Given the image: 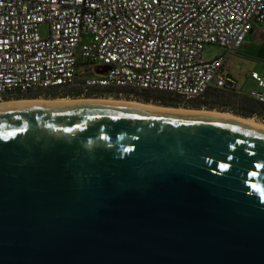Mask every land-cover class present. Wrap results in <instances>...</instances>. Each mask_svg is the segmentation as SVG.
<instances>
[{
    "label": "water",
    "instance_id": "water-1",
    "mask_svg": "<svg viewBox=\"0 0 264 264\" xmlns=\"http://www.w3.org/2000/svg\"><path fill=\"white\" fill-rule=\"evenodd\" d=\"M0 264H264V128L117 102L0 105Z\"/></svg>",
    "mask_w": 264,
    "mask_h": 264
},
{
    "label": "built area",
    "instance_id": "built-area-1",
    "mask_svg": "<svg viewBox=\"0 0 264 264\" xmlns=\"http://www.w3.org/2000/svg\"><path fill=\"white\" fill-rule=\"evenodd\" d=\"M263 24L264 0H0V103L53 89L243 95L227 66ZM211 45L224 54L205 60ZM251 80L264 103V73Z\"/></svg>",
    "mask_w": 264,
    "mask_h": 264
},
{
    "label": "trees",
    "instance_id": "trees-1",
    "mask_svg": "<svg viewBox=\"0 0 264 264\" xmlns=\"http://www.w3.org/2000/svg\"><path fill=\"white\" fill-rule=\"evenodd\" d=\"M44 97L47 99L59 98H115L127 101H137L147 104L171 108H185L196 110H210L230 113L247 119L256 118L264 122V103L253 100L247 96L238 95L230 90H211L198 99L184 101L181 97L168 92L159 91H139L129 88L117 89H98L92 90L86 94L82 91H64V90H46L36 92L17 93L9 96L7 99H38ZM6 99V100H7Z\"/></svg>",
    "mask_w": 264,
    "mask_h": 264
},
{
    "label": "rangeland",
    "instance_id": "rangeland-1",
    "mask_svg": "<svg viewBox=\"0 0 264 264\" xmlns=\"http://www.w3.org/2000/svg\"><path fill=\"white\" fill-rule=\"evenodd\" d=\"M40 33L42 35V37L46 38L48 36V27L46 25H43L40 29ZM246 45L239 51V55L240 56H232L231 58V65H230V72L232 74V76H237L241 82L244 80L245 76L247 74H251V71L255 70L257 73L262 74L264 72V39L262 40V43H259L255 40L254 35L253 36H248V38L246 39ZM224 54V50L221 49L218 46H208L205 51H204V59L205 60H212L215 57H218L220 55ZM236 58V60H235ZM241 65L243 67V71L241 74L237 73L236 67ZM249 89V88H248ZM100 99V97H98ZM85 99H94V98H87V97H80V98H59V99H47L44 97H40L36 100H40V101H73V100H80V101H84ZM101 99H108V100H119V101H123V102H133V103H137V101H127V100H122V99H115V98H101ZM18 99H7L4 100L2 102V104H6V103H10V102H19L21 100L23 101H36V100H29V99H21L19 101H17ZM87 101V100H85ZM76 102V101H74ZM79 102V101H77ZM141 103V102H140ZM1 104V103H0ZM149 105H153V106H157V107H162V106H158V105H154V104H149ZM178 109H182L185 110V108H178ZM186 110H191V109H186ZM200 111H210V110H200ZM214 112H218V111H214ZM228 114V113H226ZM230 114V113H229ZM255 120V119H254ZM256 121L258 123H262V125H264L263 122H260L256 119Z\"/></svg>",
    "mask_w": 264,
    "mask_h": 264
},
{
    "label": "bare ground",
    "instance_id": "bare-ground-1",
    "mask_svg": "<svg viewBox=\"0 0 264 264\" xmlns=\"http://www.w3.org/2000/svg\"><path fill=\"white\" fill-rule=\"evenodd\" d=\"M70 102H74L73 101H40V100H36V101H19V102H10V103H6V104H16V103H43V104H56V103H70ZM77 102V101H76ZM79 102H117V103H125V104H132V105H137V106H142V107H147V108H153V109H160V110H167V111H176V112H186V113H202V114H214V115H222V116H225V117H229V118H232V119H236V120H240V121H243V122H246V123H249V124H253V125H256V126H259V127H262L264 128V126H262L261 124H258L256 123L257 121L254 120V119H242L240 117H236V116H233L231 114H221V113H218V112H205V111H194V110H175V109H164V108H160V107H157V106H153V105H144V104H141V103H133V102H123V101H118V100H102V101H79ZM6 104H0V105H6ZM256 121V122H255Z\"/></svg>",
    "mask_w": 264,
    "mask_h": 264
},
{
    "label": "crops",
    "instance_id": "crops-1",
    "mask_svg": "<svg viewBox=\"0 0 264 264\" xmlns=\"http://www.w3.org/2000/svg\"><path fill=\"white\" fill-rule=\"evenodd\" d=\"M253 35H254L255 40H256L257 42L262 43V40L264 39V24H263V25H260V26H256V27L254 28V30L249 34V36H253ZM247 38H248V37H247ZM245 45H246V43L244 44V46H245ZM244 46H243V47H244ZM243 47H242V48H243ZM232 56H234V55H232ZM232 56L230 57V60H229L228 66H227L226 73H227L228 75H230L231 77H233V78L237 81V89H238L239 91L242 92L243 96H246L247 93H248L250 90L256 88V85H255L254 81L251 80V74L254 73V72H256V71H255V70L251 71V74H250V75L247 74V75L245 76L244 80L241 82V80H240L236 75H235V76H232V74H231V72H230V65H231V63H232V61H231ZM235 56H240V55H239V52L236 53ZM235 60H236V58H235ZM236 70H237V73H238V74H241L242 71H243V67H242L241 65H239V66L236 67ZM263 73H264V72H263ZM248 88H249V89H248ZM254 119H256V118H254ZM255 122H256V121H255ZM256 123H258V122H256ZM263 123H264V122H263ZM258 124H260V123H258ZM261 125H262V123H261ZM262 126H264V125H262Z\"/></svg>",
    "mask_w": 264,
    "mask_h": 264
}]
</instances>
